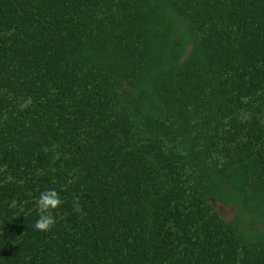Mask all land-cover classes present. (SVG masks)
Masks as SVG:
<instances>
[{
    "label": "trees",
    "instance_id": "obj_1",
    "mask_svg": "<svg viewBox=\"0 0 264 264\" xmlns=\"http://www.w3.org/2000/svg\"><path fill=\"white\" fill-rule=\"evenodd\" d=\"M0 264H264V0H0Z\"/></svg>",
    "mask_w": 264,
    "mask_h": 264
},
{
    "label": "clouds",
    "instance_id": "obj_2",
    "mask_svg": "<svg viewBox=\"0 0 264 264\" xmlns=\"http://www.w3.org/2000/svg\"><path fill=\"white\" fill-rule=\"evenodd\" d=\"M63 203L59 193L55 189L42 191L35 202L38 218L34 227L37 230H48L56 223L53 211Z\"/></svg>",
    "mask_w": 264,
    "mask_h": 264
},
{
    "label": "rangeland",
    "instance_id": "obj_3",
    "mask_svg": "<svg viewBox=\"0 0 264 264\" xmlns=\"http://www.w3.org/2000/svg\"><path fill=\"white\" fill-rule=\"evenodd\" d=\"M212 204L216 207V209H218L225 219L230 220L235 217L237 210L235 206H226L219 201H213Z\"/></svg>",
    "mask_w": 264,
    "mask_h": 264
},
{
    "label": "flooded vegetation",
    "instance_id": "obj_4",
    "mask_svg": "<svg viewBox=\"0 0 264 264\" xmlns=\"http://www.w3.org/2000/svg\"><path fill=\"white\" fill-rule=\"evenodd\" d=\"M237 209V208H236Z\"/></svg>",
    "mask_w": 264,
    "mask_h": 264
}]
</instances>
